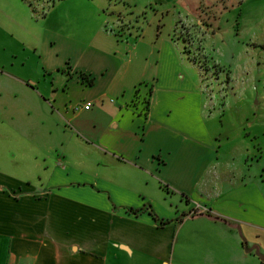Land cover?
Listing matches in <instances>:
<instances>
[{
    "label": "crops",
    "instance_id": "crops-1",
    "mask_svg": "<svg viewBox=\"0 0 264 264\" xmlns=\"http://www.w3.org/2000/svg\"><path fill=\"white\" fill-rule=\"evenodd\" d=\"M39 4L0 0V264H264L262 174L219 151L175 34Z\"/></svg>",
    "mask_w": 264,
    "mask_h": 264
},
{
    "label": "rangeland",
    "instance_id": "rangeland-1",
    "mask_svg": "<svg viewBox=\"0 0 264 264\" xmlns=\"http://www.w3.org/2000/svg\"><path fill=\"white\" fill-rule=\"evenodd\" d=\"M37 1L40 21L50 0ZM160 2L106 0L104 16L108 22L119 18L147 27L149 38L158 26L163 35L169 29L175 34L178 76H183L178 80L197 81L209 121L228 134L219 136V151L244 154L245 168L261 172L264 181V0H192L188 12L174 13ZM198 2L205 7L199 4L196 13Z\"/></svg>",
    "mask_w": 264,
    "mask_h": 264
},
{
    "label": "built area",
    "instance_id": "built-area-1",
    "mask_svg": "<svg viewBox=\"0 0 264 264\" xmlns=\"http://www.w3.org/2000/svg\"><path fill=\"white\" fill-rule=\"evenodd\" d=\"M91 105H92V102L91 101H87L84 104H76V105H74L73 106V109L74 110H79L81 108H83V109H89ZM204 211L205 210L203 208H197L192 213H201V212H204Z\"/></svg>",
    "mask_w": 264,
    "mask_h": 264
},
{
    "label": "trees",
    "instance_id": "trees-1",
    "mask_svg": "<svg viewBox=\"0 0 264 264\" xmlns=\"http://www.w3.org/2000/svg\"><path fill=\"white\" fill-rule=\"evenodd\" d=\"M81 77H82L83 80H85L86 82H88L89 79H88L87 76H85V75H81Z\"/></svg>",
    "mask_w": 264,
    "mask_h": 264
}]
</instances>
